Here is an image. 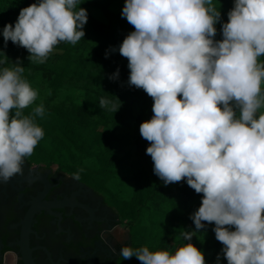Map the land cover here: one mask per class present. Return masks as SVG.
Returning a JSON list of instances; mask_svg holds the SVG:
<instances>
[{
  "label": "clouds",
  "instance_id": "obj_1",
  "mask_svg": "<svg viewBox=\"0 0 264 264\" xmlns=\"http://www.w3.org/2000/svg\"><path fill=\"white\" fill-rule=\"evenodd\" d=\"M83 0H37L3 26L8 41L44 63L61 42L85 38ZM122 18L133 26L119 45L128 61V84L152 98V117L139 126L146 154L165 186L186 180L202 194L191 214L195 230L175 252L123 245L120 257L141 264H206L191 238L214 224L227 264H264V0H234L222 39L214 0H125ZM110 51H116L111 47ZM105 56L107 58L108 52ZM0 70V179L23 174L44 130L43 103L23 78L19 58ZM119 68L109 78L118 79ZM101 109L120 104L101 98ZM219 254L217 264H219Z\"/></svg>",
  "mask_w": 264,
  "mask_h": 264
},
{
  "label": "trees",
  "instance_id": "obj_2",
  "mask_svg": "<svg viewBox=\"0 0 264 264\" xmlns=\"http://www.w3.org/2000/svg\"><path fill=\"white\" fill-rule=\"evenodd\" d=\"M35 2L0 0V70L13 67L19 58L23 78L38 91L37 100L24 110L25 114L41 103L45 108L44 116L36 117L44 137L26 159L31 164H56L60 171L104 187L102 195L125 219L130 247L147 246L152 251L174 253L187 243L182 233L195 230L190 217L199 208L202 194L190 188L186 180L165 186L154 174L152 159L146 154L149 142L141 137L139 126L152 117L153 100L142 89L128 84V61L118 50L134 30L121 15L125 0H83L79 7L88 12L85 38L75 45L61 42L42 64L31 63L28 51L11 40L5 46L2 36L3 26L14 25L21 8ZM214 4L220 5L221 12V20L215 25V39L219 40L234 0H214ZM111 47L116 51H110ZM259 60L264 62V55ZM117 68L118 79H110ZM101 98L121 106L115 113L101 109ZM126 169L133 173L123 175ZM213 228L214 224L206 223L191 241L203 251L206 264H217L218 254L219 264H227ZM123 264L141 262L133 256L123 259Z\"/></svg>",
  "mask_w": 264,
  "mask_h": 264
},
{
  "label": "flooded vegetation",
  "instance_id": "obj_3",
  "mask_svg": "<svg viewBox=\"0 0 264 264\" xmlns=\"http://www.w3.org/2000/svg\"><path fill=\"white\" fill-rule=\"evenodd\" d=\"M22 167L0 179V264H123L130 231L102 194L58 168Z\"/></svg>",
  "mask_w": 264,
  "mask_h": 264
},
{
  "label": "rangeland",
  "instance_id": "obj_4",
  "mask_svg": "<svg viewBox=\"0 0 264 264\" xmlns=\"http://www.w3.org/2000/svg\"><path fill=\"white\" fill-rule=\"evenodd\" d=\"M119 7H115L113 6V9H117ZM50 65V64H49ZM40 75V74H39ZM82 91H80V95H82ZM51 167H54V168H58V165L56 164H52ZM131 173H133L130 169H126L122 172L123 175H130ZM74 176V175H73ZM82 180V179H81ZM84 181V180H83ZM86 182V181H85ZM88 183V182H87ZM89 185H91L92 187H94L95 185H92L90 183H88ZM100 194H104L105 192V188L104 187H100V186H95L94 187ZM111 188V184L108 185L107 189L109 190ZM126 197H130V194L126 193ZM121 221H122V228L124 227H127L126 225V222H125V219L122 217L121 218ZM128 231V229H127ZM212 255V253H210V256Z\"/></svg>",
  "mask_w": 264,
  "mask_h": 264
},
{
  "label": "water",
  "instance_id": "obj_5",
  "mask_svg": "<svg viewBox=\"0 0 264 264\" xmlns=\"http://www.w3.org/2000/svg\"><path fill=\"white\" fill-rule=\"evenodd\" d=\"M30 264H32V263L30 262Z\"/></svg>",
  "mask_w": 264,
  "mask_h": 264
}]
</instances>
